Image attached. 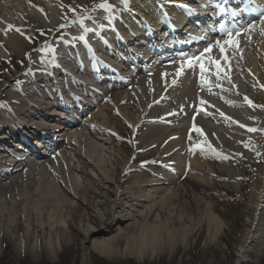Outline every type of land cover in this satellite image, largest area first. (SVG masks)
Masks as SVG:
<instances>
[{
	"label": "bare ground",
	"instance_id": "obj_1",
	"mask_svg": "<svg viewBox=\"0 0 264 264\" xmlns=\"http://www.w3.org/2000/svg\"><path fill=\"white\" fill-rule=\"evenodd\" d=\"M23 1L24 10L11 7L14 22L0 20V65L8 60L19 62L33 40L44 32L63 27L64 33L76 42L70 31L84 30L82 19L73 26L67 25L72 6L81 0ZM160 1L155 8L148 4L136 11L134 6L139 0L124 2L133 9L130 15L155 13L159 17H169L177 6L191 5L186 0ZM109 3L110 0L104 2L107 7ZM2 4L8 5L9 0H0ZM135 17L138 25H144ZM93 18L92 23L97 25L89 26L101 27L103 21L98 16ZM156 22L153 28L160 21ZM117 25L121 26L118 21ZM124 29L118 31L120 35ZM78 33L86 39L84 31ZM104 33L107 32L101 33L103 39ZM253 44L251 56L245 45L230 47L225 53L216 45L217 74L208 75L213 78L211 82L206 77L196 82L191 68L157 66L146 74H132L116 92L104 91L109 94L104 103L95 94L91 99L85 97L88 106L97 101L99 107L87 111L78 128L61 133L63 139L51 150H42L45 155L38 154L27 163L23 162L25 155L14 161L5 154L13 152L10 147L14 145H3L11 138H19L20 127L48 134L44 127H32L35 115L47 121L53 131L61 128L52 107L63 103L64 98L25 97L26 89L39 79L49 76L48 82L54 86L58 80L52 79L53 75L58 79L68 76L67 70H57L54 63L49 68L46 61L59 46L53 43L43 53L34 54L26 84L19 85L24 74L13 79L8 73L0 74V244L4 251L11 250L18 262L53 261L65 247L76 246L80 236L87 240L90 251L108 260L128 254L143 260L160 254L174 240L184 243L200 223L205 227L207 246L219 250L214 241L220 239L223 229L217 216L222 212L216 209L213 195L221 191L237 198L242 237L248 241L251 254L261 255L264 236L256 225L258 218L264 216V34ZM165 73L178 74L167 90L162 86ZM80 85L82 82L74 79L70 86L73 89ZM213 89L223 91L212 93ZM153 97H160V103H151ZM208 98L217 102H209ZM162 105L167 106L163 109ZM190 117L193 119L189 125L181 123ZM123 136L135 141L118 138ZM120 149L132 151L127 160L122 159ZM231 184L240 190L229 191ZM195 190L209 193L202 198ZM243 216L248 218L243 221ZM112 231L114 234L110 235Z\"/></svg>",
	"mask_w": 264,
	"mask_h": 264
},
{
	"label": "rangeland",
	"instance_id": "obj_2",
	"mask_svg": "<svg viewBox=\"0 0 264 264\" xmlns=\"http://www.w3.org/2000/svg\"><path fill=\"white\" fill-rule=\"evenodd\" d=\"M111 3H109L110 7H113L114 5L122 6L120 1L123 0H110ZM148 0H139L138 4L134 6V10L130 9V11H136L140 9L141 7H145V5H148ZM105 0H81L80 2L76 3L72 6L73 11L71 15L68 18L67 25L69 21H72L75 17H77L79 14L83 11L95 12L98 15V17L103 21L104 14L106 13L103 11V4ZM2 8V11L0 13V20L4 23L14 22L16 17L13 15V11L11 10V7H15L20 10H24V7L26 6V3L23 0H9L8 5H0ZM106 9H109L107 7ZM114 9V8H113ZM112 9H110L108 12H110ZM90 11V12H89ZM130 11H127V13H124L123 15V21H127L129 18H127V14L130 13ZM135 13V12H134ZM79 15V16H80ZM137 15V14H136ZM140 15V14H139ZM138 15V16H139ZM150 15V14H149ZM127 18V19H126ZM148 19L150 22H153L155 20L154 17L149 16ZM131 22V19H129ZM94 31L85 33L84 36L88 40H94L97 39L98 34H96V29L91 28ZM261 31H256L251 35L249 39L246 40V44L242 41H238L237 45L239 46H247L250 48L247 52L248 55H253L254 50V44L255 39L260 37V35L264 34V27H261ZM55 32V31H54ZM53 31L44 32V34L39 35L33 40V43L30 44V46L27 48V51L24 52L22 59L19 62L15 61H5L3 64L0 65V74H10V78L13 79L17 74H22L31 65V59L37 52H41L39 50L44 49L47 47L48 41L53 38L54 33ZM78 47L79 44L76 42ZM97 47L96 52L97 55L100 58L105 57L106 60L109 62L113 61L112 57L108 56L109 54H106L101 48L99 47V44H95ZM225 46H223L224 48ZM244 47V46H243ZM246 50V51H247ZM84 55H81V57ZM129 71L122 70V75L127 74ZM249 72V70L247 71ZM240 76L244 77L243 72L240 71ZM169 74V73H168ZM159 78L160 75L158 76ZM172 76L164 74V82H162V86L164 89L167 88V86L171 87L170 80ZM168 84V85H167ZM105 88V87H104ZM160 88V87H159ZM35 90H38L41 93H44L42 91V88H38V86L35 87L33 92H30L31 94H35ZM217 92L216 90H211V92ZM223 90L220 91L222 93ZM224 95H228L227 92L224 93ZM170 96V95H169ZM156 97V96H155ZM153 97V99L150 101L151 103L156 104V98ZM108 100L109 98L106 97ZM156 100V101H155ZM209 102H217L213 98H208ZM167 105H162V108L164 109ZM206 110V108H203ZM209 112L215 113L213 110H207ZM138 123V121H137ZM182 123L188 124V120L184 119ZM135 123L131 126L129 129L132 131L135 127ZM168 128V126H166ZM120 140L128 141L129 143H133L134 139H129V137H118ZM122 159H126V157L129 158V156L132 154V151L125 152L122 149H120ZM90 170V168H89ZM166 174H168L171 178H175L173 174H169L165 171ZM187 182V181H184ZM192 187H194V184L191 182H187ZM186 183V184H187ZM174 184H170L169 186H173ZM165 187L168 185H164ZM240 189L238 185L231 184L230 190L232 192H238ZM197 195L203 198L204 193H209L207 191H194ZM214 198L217 204L216 209L218 211L222 212V215L219 216L220 221L222 222L223 229L220 234V239H217L214 241V245L218 246L219 250H213L212 247L207 246L205 242V227L200 223V226H197L195 230H193L192 234L187 238L184 243L180 244L179 240H174L170 245H165L163 247V251L160 254L145 257L143 260L140 257H134L130 254L125 255V257H119L116 260H108L104 257H101L88 248L87 240L82 239L80 236H77L76 238V246H69L65 247V249L60 253L58 257H56L53 261L52 260H41L39 263L35 264H264V251L261 255H258L257 253L251 254V251H249L250 246H248V241H245V239L242 237V228L239 226V218L240 213L238 208L235 205V200L237 201L236 197H233L232 195L221 192V191H215ZM238 202V201H237ZM207 203L211 204L207 201ZM116 211H119L117 209ZM247 216H243L242 220L245 221ZM259 221L257 222V229L258 232H260L264 236V216L261 218H258ZM127 222H131L130 220ZM241 222V221H240ZM118 226H120L118 224ZM168 226V225H167ZM117 227V225L114 226V229ZM110 235L114 234V231L109 233ZM89 241V240H88ZM124 245V242H121L119 248L122 251V247ZM166 249H169V252L166 251ZM241 249H244V252L241 251ZM254 251V250H252ZM256 252V251H255ZM28 260L25 259L22 262H18L14 259L12 256L11 250L4 251V248L0 244V264H30L27 262Z\"/></svg>",
	"mask_w": 264,
	"mask_h": 264
},
{
	"label": "snow or ice",
	"instance_id": "obj_3",
	"mask_svg": "<svg viewBox=\"0 0 264 264\" xmlns=\"http://www.w3.org/2000/svg\"><path fill=\"white\" fill-rule=\"evenodd\" d=\"M9 27H12L11 25H9ZM229 35H231V34H229ZM231 41L229 40V41H225V43H230ZM217 44H219V41H217ZM208 49H205V51H207ZM224 51V49L223 48H221V52H223ZM197 131H199V129H197Z\"/></svg>",
	"mask_w": 264,
	"mask_h": 264
}]
</instances>
